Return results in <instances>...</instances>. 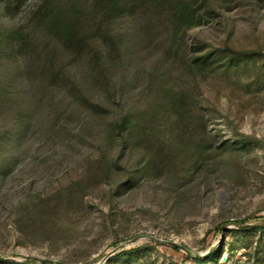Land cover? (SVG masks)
<instances>
[{
	"label": "rangeland",
	"instance_id": "1",
	"mask_svg": "<svg viewBox=\"0 0 264 264\" xmlns=\"http://www.w3.org/2000/svg\"><path fill=\"white\" fill-rule=\"evenodd\" d=\"M121 1L0 0V259L264 264V0Z\"/></svg>",
	"mask_w": 264,
	"mask_h": 264
},
{
	"label": "trees",
	"instance_id": "2",
	"mask_svg": "<svg viewBox=\"0 0 264 264\" xmlns=\"http://www.w3.org/2000/svg\"><path fill=\"white\" fill-rule=\"evenodd\" d=\"M99 1H103V0H99ZM109 1V4H111V6L115 7L117 5H120V7L122 6L121 4V0H107V2ZM106 2V3H107ZM120 10V9H119ZM78 9L77 8H74L73 9V12H72V16L76 15ZM184 17L185 20H193L195 19V13H190L189 11H184V13H181ZM47 17V18H46ZM45 18L48 19L50 18L49 16H46ZM182 17V18H183ZM54 19V18H53ZM53 19L51 20L50 19V24L52 25V27L54 26L56 28V32H57V35L61 38V40H63L65 43H72L73 41H75V34H74V24H75V21L71 20L73 19L71 16L66 18L65 20L62 19V20H56V21H53ZM198 61V58H195L194 62L193 63H196ZM126 118H127V115H123V113L119 114L118 116H116V119L115 121H118L119 123H123L122 125L124 126V121H126ZM124 128V127H123ZM123 128L121 127L120 130V134H121V152H122V155H121V158L124 159V160H127L128 162V159H126V157L128 156V153H129V150H130V147L127 145V140H128V136L127 137H122V135L124 136V134H127L128 132V129L125 127V131L123 130ZM115 165H118L117 161H114L113 162ZM139 171H136L135 173L132 172L130 173V176L128 177L129 181H127V183L129 182H137L139 180ZM126 184V183H124ZM124 186H122L121 188H123ZM120 195V188L119 189H116L113 193V196L114 197H117ZM262 229H264V226L262 227ZM175 249H177V247H174ZM216 253L215 251H212L209 255H207L206 257H193L194 261H196L197 263L199 264H205L206 262V259H209V261L211 262H214L215 264H218V259L216 258ZM0 262L1 263H11V262H8V261H4L2 259H0Z\"/></svg>",
	"mask_w": 264,
	"mask_h": 264
},
{
	"label": "water",
	"instance_id": "3",
	"mask_svg": "<svg viewBox=\"0 0 264 264\" xmlns=\"http://www.w3.org/2000/svg\"><path fill=\"white\" fill-rule=\"evenodd\" d=\"M235 227H243V228H255V227H263L264 226V220L261 221H257L254 223H238V222H233L232 223ZM144 237V236H141ZM152 240H158L167 244H170L174 247H178L183 249L184 251H186L187 253H189L190 255H192L193 257H205L207 255H209L214 249L215 246L211 247L209 250H207L205 253L203 254H199L198 252H196L194 249H192L191 247L184 245L182 243H179L177 241H169V240H161V239H157L153 236H146ZM139 237H135L129 241H127L126 243H131L133 241H135L136 239H138ZM122 247V245H119L116 249H114L111 253H109L108 256L114 254L118 249H120ZM2 258V257H1ZM11 261H14L13 259H9ZM104 262V260H102L99 264H102ZM25 263H29V264H39V263H35V262H30V261H25Z\"/></svg>",
	"mask_w": 264,
	"mask_h": 264
}]
</instances>
